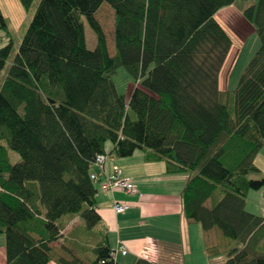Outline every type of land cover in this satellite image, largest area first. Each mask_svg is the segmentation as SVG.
Wrapping results in <instances>:
<instances>
[{"label": "trees", "instance_id": "1", "mask_svg": "<svg viewBox=\"0 0 264 264\" xmlns=\"http://www.w3.org/2000/svg\"><path fill=\"white\" fill-rule=\"evenodd\" d=\"M19 1L25 10L34 2ZM104 2L115 12L113 55L94 17ZM236 2L40 0L15 55L12 39L0 47L7 264H47L65 215H79L88 228L101 221L91 174L107 142L118 157L143 150L148 160L166 161L168 172H190L182 190L186 217L239 245L222 264H264V216L246 209L248 193L264 188L254 164L264 147V0L242 10L259 48L237 86L221 91L232 40L214 15ZM83 17L97 35L93 49ZM0 30L8 31L1 9ZM119 67L136 82L128 101L113 80ZM8 147L19 162L10 161ZM111 251L99 243L93 264H113Z\"/></svg>", "mask_w": 264, "mask_h": 264}, {"label": "crops", "instance_id": "2", "mask_svg": "<svg viewBox=\"0 0 264 264\" xmlns=\"http://www.w3.org/2000/svg\"><path fill=\"white\" fill-rule=\"evenodd\" d=\"M235 4L221 8L214 15L232 43V21L229 19L236 10ZM0 9L7 18L1 5ZM4 36L0 34V47L12 39ZM230 52L231 49L227 58ZM112 150V143L107 142L103 167L94 166L93 169L99 176L95 183L98 189L95 208L101 221L95 227L88 228L79 215L63 216L59 220L62 237L50 244L51 259L47 264H93L95 248L104 241L111 249H115L119 243L127 248L125 255L117 254L119 264H135L138 258L154 264H222L238 250L237 242L229 243L231 248L228 250L225 247L228 243L220 237L216 228L204 230L200 223L186 217L182 190L191 176L190 172H168L166 161L148 160L143 150H136L128 157H118L112 154ZM254 164L262 171L261 166L256 164V158ZM117 168L136 184V192L126 193L120 189L104 192L100 189L105 177ZM260 196L261 213L250 208L252 191L248 193L246 209L264 216V191ZM116 202L129 205V209L117 214L114 210ZM211 204V199L206 201L208 207ZM78 229L85 234L94 232L97 239L79 238ZM0 264H7L5 234H0Z\"/></svg>", "mask_w": 264, "mask_h": 264}, {"label": "rangeland", "instance_id": "3", "mask_svg": "<svg viewBox=\"0 0 264 264\" xmlns=\"http://www.w3.org/2000/svg\"><path fill=\"white\" fill-rule=\"evenodd\" d=\"M40 0H34L29 10H25L19 0H0V5L7 16L8 31L0 30V34L10 36L14 42V50L17 45L21 42L27 28L33 18L36 8ZM255 0H237L234 5L235 11L233 10L232 19V32H233V43L231 47V52L229 57L226 59L219 75V88L223 91L227 89L231 90L237 86V83L244 72L246 66L248 65L251 58L254 56L255 52L259 48L260 38L256 32L253 23L248 21L242 14V10L250 5H252ZM240 12V13H238ZM95 19L99 22L106 35V41L108 45V51L110 55L116 52L115 49V35H114V25H115V12L114 9L106 2L102 3L99 9L94 14ZM86 35V44L89 49L95 48L97 44V35L94 29L89 24L86 17H83ZM9 34V35H8ZM4 36V37H5ZM14 55V52L12 56ZM6 69L2 71L0 76V84L5 77ZM116 88L119 93L124 94L126 101L129 100L130 93L135 86L136 82L127 72L125 67H119L113 76ZM7 146V143L4 142ZM8 156L12 163L19 162L21 157L19 153L8 147ZM256 164L260 165L262 172L264 173V147L261 148L260 152L256 156ZM261 191L252 190V197L250 200V208L261 213ZM220 237L225 239V247L229 250L232 240L225 237L222 232L216 228ZM77 235L79 238L84 236L85 238H90L93 241L97 239L94 232H88L85 234L82 230H77Z\"/></svg>", "mask_w": 264, "mask_h": 264}, {"label": "built area", "instance_id": "4", "mask_svg": "<svg viewBox=\"0 0 264 264\" xmlns=\"http://www.w3.org/2000/svg\"><path fill=\"white\" fill-rule=\"evenodd\" d=\"M106 157L107 156L105 154H98L95 158L94 164L102 168ZM91 178L95 182L99 180V176L95 172L91 174ZM100 189L104 192L114 191L117 189H120L126 193H134L137 191L136 184L125 177L120 168L115 169L112 174L105 177V179L100 184ZM128 209L129 205L125 203L116 202L114 204V210L117 214L124 213ZM127 252V248L122 243H119V245H117V247L115 249H112V251L110 252V260L113 261V264H119L116 261L117 254L121 253L125 255Z\"/></svg>", "mask_w": 264, "mask_h": 264}, {"label": "bare ground", "instance_id": "5", "mask_svg": "<svg viewBox=\"0 0 264 264\" xmlns=\"http://www.w3.org/2000/svg\"><path fill=\"white\" fill-rule=\"evenodd\" d=\"M95 165V164H94ZM96 166V165H95ZM98 167V166H97Z\"/></svg>", "mask_w": 264, "mask_h": 264}]
</instances>
